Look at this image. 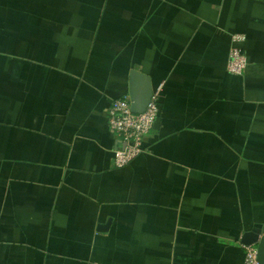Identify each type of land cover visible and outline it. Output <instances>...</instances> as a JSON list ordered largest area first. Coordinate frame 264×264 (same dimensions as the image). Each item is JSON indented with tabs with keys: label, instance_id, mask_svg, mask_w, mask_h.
<instances>
[{
	"label": "crops",
	"instance_id": "crops-1",
	"mask_svg": "<svg viewBox=\"0 0 264 264\" xmlns=\"http://www.w3.org/2000/svg\"><path fill=\"white\" fill-rule=\"evenodd\" d=\"M131 70L159 110L116 169ZM257 226L264 0H0V264H242Z\"/></svg>",
	"mask_w": 264,
	"mask_h": 264
},
{
	"label": "built area",
	"instance_id": "built-area-1",
	"mask_svg": "<svg viewBox=\"0 0 264 264\" xmlns=\"http://www.w3.org/2000/svg\"><path fill=\"white\" fill-rule=\"evenodd\" d=\"M236 37L235 40H242ZM246 67V59L240 50L233 48L230 52L227 70L231 75L242 74ZM161 87L152 91V97L146 110L142 114L131 112V102L128 96L115 99L111 102L107 123L110 130L123 143V147L114 151L113 166L116 169H123L132 160L142 153L143 138L151 131L154 121L158 115L156 99L159 97ZM244 256L242 264H259L257 261V249L254 245H242Z\"/></svg>",
	"mask_w": 264,
	"mask_h": 264
},
{
	"label": "water",
	"instance_id": "water-1",
	"mask_svg": "<svg viewBox=\"0 0 264 264\" xmlns=\"http://www.w3.org/2000/svg\"><path fill=\"white\" fill-rule=\"evenodd\" d=\"M129 99L131 102V112L142 114L146 110L152 97V84L148 76L131 70L128 78ZM257 229L262 228L260 226ZM262 235L256 233H246L242 238V244L245 246L254 245L257 249V261L264 264V228Z\"/></svg>",
	"mask_w": 264,
	"mask_h": 264
}]
</instances>
